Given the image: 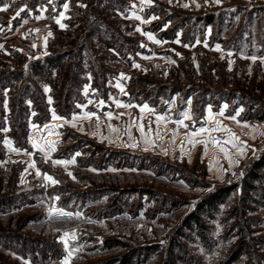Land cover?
Listing matches in <instances>:
<instances>
[{"label": "rangeland", "instance_id": "1", "mask_svg": "<svg viewBox=\"0 0 264 264\" xmlns=\"http://www.w3.org/2000/svg\"><path fill=\"white\" fill-rule=\"evenodd\" d=\"M5 7L0 264H264V0Z\"/></svg>", "mask_w": 264, "mask_h": 264}, {"label": "snow or ice", "instance_id": "2", "mask_svg": "<svg viewBox=\"0 0 264 264\" xmlns=\"http://www.w3.org/2000/svg\"><path fill=\"white\" fill-rule=\"evenodd\" d=\"M145 2H149L150 3V0H145ZM217 2H219V0H217ZM83 6V5H81ZM64 8L67 9L68 8V5L67 4H64ZM0 11H7V8H0ZM20 11H24V9H20ZM20 11H18L16 13V16H19L20 15ZM62 15V14H61ZM137 19H139V17H137ZM57 23H59V21H57ZM61 27H63V25H61ZM149 39H153V37L149 36ZM157 43H159V41H157ZM253 59H255V57H253ZM135 67H139V65H134ZM117 87H120L119 84H117ZM46 91H48V89H45ZM87 91V90H85ZM121 91H123V89L121 88ZM101 104H103V101H101ZM124 107H130L131 105H123ZM145 108H147V105H144L143 108H141V111H143ZM221 115L223 114L222 112L220 113ZM187 113H184V116L187 117ZM53 119H59V117L55 116V114L53 113ZM164 117L163 116H157V120L160 121V120H163ZM232 119H235V117H232ZM35 127V126H34ZM45 127H48V126H45ZM201 132L205 131V129H201L200 130ZM173 135H175V133H173ZM134 146V145H133ZM221 151H223V149H221ZM55 163H61V161H55ZM45 179H48V180H51L52 178L50 176H45ZM53 183H55V181H52ZM61 215H69L68 213H65V212H61L60 213ZM67 235V234H65ZM69 256H71V252H69L68 254ZM64 264H68V261L65 260Z\"/></svg>", "mask_w": 264, "mask_h": 264}, {"label": "trees", "instance_id": "3", "mask_svg": "<svg viewBox=\"0 0 264 264\" xmlns=\"http://www.w3.org/2000/svg\"><path fill=\"white\" fill-rule=\"evenodd\" d=\"M264 164V161H262L261 163H258L257 165H255L256 167H260L261 165H263ZM216 194V193H215ZM214 193L213 194H211L210 196H208L209 198H208V203H211V201H212V199L213 198H215V195ZM200 205V204H199ZM198 205V206H199ZM193 215V213H191L190 215H189V218L191 217ZM186 220H187V218H186ZM124 260H126V259H124Z\"/></svg>", "mask_w": 264, "mask_h": 264}]
</instances>
